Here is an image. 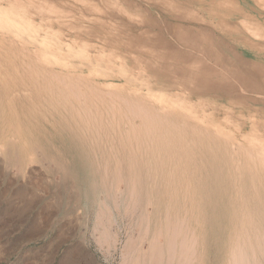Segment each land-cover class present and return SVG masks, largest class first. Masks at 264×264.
Masks as SVG:
<instances>
[{
  "label": "rangeland",
  "instance_id": "rangeland-1",
  "mask_svg": "<svg viewBox=\"0 0 264 264\" xmlns=\"http://www.w3.org/2000/svg\"><path fill=\"white\" fill-rule=\"evenodd\" d=\"M1 79V103L12 98L5 121L29 131L35 149L24 152L21 167L0 156V264L122 262L125 240L137 237L136 216L132 208L129 220L123 215L130 200L111 170L139 169L127 155L144 143L151 147L142 130L152 121L134 117L123 99L170 113L177 124L163 137L175 140L187 132V145L203 143L197 156L214 150L218 162L208 167L229 185L234 211L244 205L256 210L264 186L247 154H264V0H0ZM23 130H7L9 140L23 147L29 138ZM2 131L0 122V136ZM53 163L67 167L70 179L61 178L63 170ZM186 191L195 196L204 190L190 184ZM217 195L219 203L224 197ZM100 201L109 208L104 222L111 246L95 224ZM222 209L218 241L229 222ZM205 260L217 262L211 247Z\"/></svg>",
  "mask_w": 264,
  "mask_h": 264
},
{
  "label": "bare ground",
  "instance_id": "bare-ground-1",
  "mask_svg": "<svg viewBox=\"0 0 264 264\" xmlns=\"http://www.w3.org/2000/svg\"><path fill=\"white\" fill-rule=\"evenodd\" d=\"M5 80L6 79H1L0 81L2 84H4ZM74 86H76V85H74ZM7 88H8V85L6 83L5 88L3 87V90H7ZM70 92H72V91H70ZM1 93L2 92L0 91V94ZM107 94L108 93L106 92V95ZM89 95L92 96V94H89ZM108 96H109V94H108ZM80 97H82L81 93H80L79 98ZM77 98H78V96H77ZM83 98L85 99V97H83ZM11 99H8L7 101H5V104H6L5 105L4 103H1L2 98L0 95V122H2V124L4 125V131H2V134L0 136V156L2 155L3 157H5V160L7 158V160H9L11 163L14 162V163H16L15 164L16 166L21 167L22 164H24L23 163L24 152L25 151H31L32 149H35V145L31 142L33 140H30L31 134L29 131L23 130V128H20V127H17L15 129L14 125L11 122L5 121V116H6L5 108H6V106L11 104ZM122 102L125 103L129 109H131V113H134L133 115H135L134 117L138 116L139 118H141V117L144 118V117L151 116L152 121L147 127H144L142 130V133L144 135H146L148 138H150L149 143H150L151 147H148L147 144L144 143L143 146L139 147V151H136V152L133 151L134 153H132L130 156L127 155V157H129L130 159H137L139 161V163H140L139 169L135 170V168H130V169L126 168L125 171H120L118 168L117 170H111L112 177H114V179L117 182L123 181V183H124V184H122V185H124L123 188L119 189L120 193H121V191L124 192L125 195H128V198L130 200V201L128 200L129 204L128 203L125 204L126 208L124 207V209H125L124 212L126 210H128V209L130 210V208H132L131 211H132L133 215L136 216V218H135L136 222L134 223L135 224L134 226H136V231L135 230L134 231L136 232L137 237L132 238L130 236L129 239L127 238V240H125L126 243L123 242V243H125L124 244L125 245V247H124L125 253L123 252L124 253L123 257L120 255V257H122L123 260H122V262L120 261L119 264H121V263L122 264H207L205 257H206V251L209 247H211L215 251V254L217 257V262H215V264H264V187H262V190L257 191L258 200H257V202H255L256 210L253 209L252 207H250L249 209H246L245 205H244V207H243V209H245L244 211L235 212L234 211L235 201L233 200L232 195H230L229 198L226 197V193H229V192H227V188L229 185L225 184L220 179V177H219L220 175L211 171L208 167V166H211L210 168H213L214 165L218 162L219 158H217L214 150H212L210 148L211 151L209 152L207 157H206V155L197 156L198 148L200 147L198 145L203 144V143L197 144V143L193 142L194 144H192V146L187 145L186 141H185L187 138L186 137L187 132L185 133L186 135L183 133L184 137L179 136L180 138L175 139V140H171L170 138L163 137V134H165L166 131H169L170 129H174L176 127L177 123H174V121H171L172 117H171L170 113L165 112L162 107H157V108H154L153 110H151V109H149L148 106L141 104V103H138L137 101H134V100L129 101V100L123 99ZM109 103L111 104V102H109ZM87 107H88V105H87ZM9 115H10V113L7 114V116H9ZM157 117H160V119H158ZM128 120H129V118H128ZM25 129H27V128L25 127ZM132 129H133V127H132ZM196 129H197L196 127H192L191 132L195 131ZM7 130L10 131L11 132L10 134H13V135H14V133L21 134V131L23 130V134L29 138L24 143V146L22 147L21 146L22 144L19 145V142L17 141V139L14 138L13 140H9L12 137H8ZM163 142L167 143V146H166L167 149L165 151L161 149V145L163 144ZM183 146H186V147L184 149H182ZM38 147L40 148V146H38ZM139 152H143V153L141 154ZM25 153H27V152H25ZM43 153L47 159V155L44 152V150H43ZM163 154H164V157L162 156ZM168 155L174 156L173 158H170L171 163L169 161V157L167 159L165 158ZM181 155H183L185 157V159H181L180 158ZM227 155L228 156H227L226 160L228 159V157L230 158V155L228 153H227ZM247 155H249L250 160L256 162L257 166L259 167V173L256 174V177H260L262 184H263L262 186H264V154H263V152H261V151L259 152L257 150H254V151H251L250 154H247ZM57 157H58V154H57ZM59 159H61V158H59ZM3 160H4V158H3ZM48 160H50V159H48ZM54 160H55L54 163L61 165L60 162L62 161V159H61V161H59L58 159L57 160L54 159ZM33 161H35V160H33ZM51 161L52 160H50V162ZM45 162L48 163V161H45ZM3 164H4V162H3ZM128 165H130V164H128ZM53 166H55V164ZM59 168H60V166L58 168H56V170H59ZM63 169H64V167H62L61 170H63ZM48 170H50V168ZM52 170L54 171V169H52ZM61 170H60V172H61ZM69 172H67V167H66L65 171L64 170L62 171V177L61 178H64V179L67 178V180L70 179V177H69L70 173ZM22 173H20V174L23 176ZM39 175H40V173H39ZM24 177H28V176H26V174H24ZM64 179H62V180H64ZM69 181H72V180H69ZM114 183L115 182L113 181V185H114ZM228 183L231 184V181L229 180ZM63 184H65V183H63ZM69 184H70V182H69ZM110 184H111V182H110ZM190 184L191 185L195 184V186H198L199 188H201V190L203 188L204 191H201L202 192L201 195H199L200 194L199 193V194L193 196L191 193H188L186 191V188ZM210 185L214 189H211ZM225 185H226V187H225ZM206 186L208 187L207 189H205ZM40 187H41V185H40ZM19 188H18V190H19ZM4 189H6V188H4ZM72 189L73 188H71L70 190L72 191ZM74 189H76V188L74 187ZM16 191H17V189H16ZM26 191H27V188H26ZM18 192L19 191L15 192V193H18ZM43 192H44V190H43ZM216 192H217V194L223 195V197H224V199L221 200V202H219V203L217 202V199H216V195H217ZM19 193L22 194L23 192H19ZM24 194L28 195L27 192H24ZM31 194H33V193H31ZM105 194H106V192H105ZM13 196H15V194ZM22 196H24V195L22 194ZM17 197H19L18 194H17ZM76 197L77 196H75V198ZM112 197H113V195H112ZM69 198H70V196H69ZM237 199H238V194L236 195L235 200L237 201ZM72 200H75V199L72 198ZM113 200L115 201V199H113ZM206 200L209 203H205ZM114 201H113V203H116ZM123 201H122V203H123ZM126 201H127V199H126ZM126 201H124V202H126ZM101 202H103V201H100V203ZM32 204H33V202H32ZM103 204L98 209L97 213L95 212L96 217H97V220H95V222H96L95 224L101 225V227H102V230H101L102 232L100 235V237L102 238L101 240H102V242L104 240H106L107 242L106 241L105 242L108 243V240L106 239V236H105L109 233V232H107V230H108L107 226L108 225L107 226L105 225L104 217L107 218L106 214L109 213V208H107V205L103 206ZM49 206H50V204H49ZM140 206H141V208H139L140 209V211H139L138 207H140ZM221 206L223 208H226V211L229 213V216H228L229 222H228L226 228H224L225 230L222 231V234H221L222 235V237H221L222 241H218V239H219L218 233H219L220 227L223 223H225L224 221L226 219V217L223 214V211H222L223 209ZM24 207H25V205H24ZM111 208H112V206H111ZM113 208L115 210L116 206L113 205ZM117 210L118 209H116V211ZM129 213L127 212V214L124 213L123 215L129 216ZM117 214H118V212H117ZM82 215H84V214H82ZM128 216H126V218H128ZM64 217H66V216H64ZM76 217H77V215H76ZM109 217H108V220H109L108 222L111 221L110 220L111 218L109 219ZM126 218H124V219L126 220ZM199 218L201 219L203 225H202V228L201 229L198 228L197 232H196L195 226L197 225L198 227H200V225H201ZM128 220H129V218H128ZM133 221H134V217H133ZM70 222L71 221H69V223ZM69 223L66 224L64 222V224H66V225H68ZM210 223H211V229L212 230L214 229V227H212V225L217 226L216 232H209V230H207L208 229L207 225ZM122 225H124V224H122ZM68 226H70V225H68ZM71 227H72V224H71ZM64 228L62 230H64ZM109 228H111V227H109ZM92 229H94V228H92ZM68 230L69 229H67V232L64 231L65 234L66 233L68 234ZM126 230H127V228H126ZM130 234L132 235L133 233H130ZM111 235H112V232H111ZM111 235L109 234L110 238H111ZM95 236L96 235H94V237ZM133 236H135V235H133ZM198 236H201L200 237L201 240L199 239L200 241L198 240ZM96 237H99V236H96ZM114 239H112V240H114ZM115 241H116V239H115ZM95 242H97V241H95ZM112 242H114V241H112ZM106 243H105V245H106ZM75 245L76 244H74V246ZM78 245H76V246H78ZM100 247L101 246L99 245V248ZM124 248H123V250H124ZM102 249H104V248H102ZM107 249H105V250H107ZM72 250H74V248ZM64 251H66V249ZM72 252H74V251H72ZM77 252H79V251H77ZM66 253H64V255ZM68 253L70 255V252H68ZM76 254L78 257V254L80 255V252L76 253ZM76 254H75V256H76ZM64 255H63V257H64ZM80 256H82V253ZM65 257H70V256H65ZM65 257H64V259H65ZM77 257H76V259H77ZM69 259L66 262L69 263L70 262ZM71 259H74V257ZM74 260H71V262ZM61 262L59 264H61ZM63 262H65V260ZM70 264H72V263H70Z\"/></svg>",
  "mask_w": 264,
  "mask_h": 264
}]
</instances>
